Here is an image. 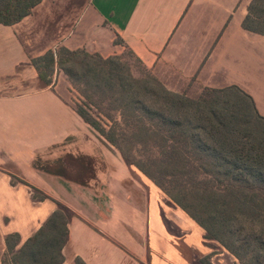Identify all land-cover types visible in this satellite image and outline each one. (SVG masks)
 <instances>
[{
  "label": "crops",
  "instance_id": "1",
  "mask_svg": "<svg viewBox=\"0 0 264 264\" xmlns=\"http://www.w3.org/2000/svg\"><path fill=\"white\" fill-rule=\"evenodd\" d=\"M250 1L42 0L19 22L0 24V264L6 235H19L17 248L56 202L72 213L62 264H192L187 252L211 253L204 229L178 206L164 211L162 191L74 111L78 93L62 70L46 86L29 57L60 45L104 57L126 47L172 91L235 84L264 115V35L242 23ZM68 135V148L85 152L80 140L89 138L87 151L105 162L92 186L31 165ZM31 186L48 197L33 198ZM221 254L210 264H242L215 261Z\"/></svg>",
  "mask_w": 264,
  "mask_h": 264
},
{
  "label": "trees",
  "instance_id": "2",
  "mask_svg": "<svg viewBox=\"0 0 264 264\" xmlns=\"http://www.w3.org/2000/svg\"><path fill=\"white\" fill-rule=\"evenodd\" d=\"M41 1L0 0V24L19 22ZM242 23L264 35V0L249 2ZM29 62L46 86L53 85L55 69L62 70L78 93L74 111L127 165L166 194L162 176H169L177 193L168 195L204 229L205 238L217 241L242 264H264V115L249 93L231 84L203 87L202 95L190 98L168 89L141 61L150 72L136 77L120 54L104 57L84 48L60 45L29 57ZM74 140L68 135L48 147H64L54 158L42 155L47 150L36 153L31 165L83 186L94 185L105 162L96 153L68 148ZM31 189L33 198L48 197ZM56 204L17 248L19 235H6L11 264H62L72 213Z\"/></svg>",
  "mask_w": 264,
  "mask_h": 264
},
{
  "label": "rangeland",
  "instance_id": "3",
  "mask_svg": "<svg viewBox=\"0 0 264 264\" xmlns=\"http://www.w3.org/2000/svg\"><path fill=\"white\" fill-rule=\"evenodd\" d=\"M119 54H120L121 59L124 62L128 63L130 70L134 76L141 77L145 73L150 72L149 70H146L142 66L140 61L133 54H131L126 47H122V51ZM181 93L185 94L186 96H188L190 98H198L200 95H202L204 93V90L200 89L197 93H194L192 91L191 92H181ZM258 96H259V99L261 97V101H263L264 92L258 93ZM89 140H90L89 138H85V137H82V139L80 140L82 150H84L85 153L86 152L91 153V152H88L87 150H92L91 140L90 141ZM62 149H64V147H59V148H56L54 150L50 149L49 151L47 150L46 152H44L42 155L47 156L49 158H54V156L57 155L58 153H60L62 151ZM156 169H157V167H151L150 171H155ZM156 176H159V175L156 174ZM162 180H163L164 188L169 195L170 194L174 195L177 193V189L173 185L174 182L172 181V179L169 176H167V175L162 176ZM168 194H166L165 192L162 191V197L163 198L161 199V205H162L164 211L172 212L173 209L175 207H177L178 205L170 198V196ZM178 208H180V207L178 206ZM206 239H207L206 240L207 244H209V246L212 248V251L210 253V254H212V256L214 253H219L220 251H221V253L223 252V254H221L220 257H218V258L214 257V260L222 258V259H224V261H227L228 263H231V261H233V259H234L233 255L231 253L230 254L227 253L225 251L226 249L224 250V247L222 245H220L217 241H215L213 239H208V238H206ZM210 254L200 255L198 253L194 257L191 252H187V255L189 256L188 258H189V260H191L192 264H210V262H209ZM2 260H3L4 264H11L10 263V253L6 252L5 255L3 256Z\"/></svg>",
  "mask_w": 264,
  "mask_h": 264
}]
</instances>
